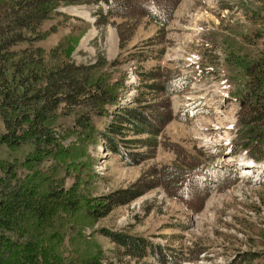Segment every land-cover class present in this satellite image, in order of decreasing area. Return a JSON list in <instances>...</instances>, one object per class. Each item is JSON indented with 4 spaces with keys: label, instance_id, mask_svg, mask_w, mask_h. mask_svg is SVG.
Instances as JSON below:
<instances>
[{
    "label": "trees",
    "instance_id": "trees-1",
    "mask_svg": "<svg viewBox=\"0 0 264 264\" xmlns=\"http://www.w3.org/2000/svg\"><path fill=\"white\" fill-rule=\"evenodd\" d=\"M179 1L0 0V144L10 150H28L22 159L0 161V264H105L102 247L93 239L96 234L109 239L118 256L152 257L160 264H176L171 253L181 256V250L122 232L93 231L98 220L144 191H137L138 183L92 196L89 186L95 173L87 148L101 136L108 151L129 164L148 158L170 120L168 98L183 92L187 81L168 66L141 70L136 95L130 104L120 105L125 86L124 73L114 77L119 59L107 63L100 58L93 65L75 63L70 57L73 37L90 24L57 9L60 5L105 4V14L98 7L94 15L96 26L117 16L130 21L146 18L163 30ZM54 16L78 23L70 25L68 37L45 50L38 43L62 24L43 31V23ZM262 54L244 66L247 90L238 120L242 150L256 162L264 160ZM99 120L105 121L97 124ZM161 171L160 185L189 209L195 207L177 196L172 186L184 187L186 179L193 184L194 177L210 174L207 195L233 180V175H221L200 153L186 165L177 163ZM87 229L91 234L84 233ZM198 252L194 249L195 255ZM229 264H264V260L259 253H242Z\"/></svg>",
    "mask_w": 264,
    "mask_h": 264
},
{
    "label": "rangeland",
    "instance_id": "rangeland-1",
    "mask_svg": "<svg viewBox=\"0 0 264 264\" xmlns=\"http://www.w3.org/2000/svg\"><path fill=\"white\" fill-rule=\"evenodd\" d=\"M98 7L104 15L105 4L60 5L57 9L90 24L73 37L76 41L70 57L75 63L93 65L100 58L107 63L118 58L114 77L124 73L125 88L120 95L127 104L137 93L141 70L168 66L178 70L188 82L183 92L168 98L170 120L157 138L158 147L142 162L129 164L113 155L101 136L88 146L95 173L89 186L92 196L107 195L138 183L137 191H144L98 220L93 231L103 228L122 232L146 238L163 248L181 250V256L170 252L176 264H229L242 253H259L263 261L264 171L258 172L261 169L257 166L248 175L238 165L244 155L240 145L243 137L236 133L240 128L236 118L239 120L247 90L244 66L253 58L263 57L264 0H180L163 30L146 18L130 21L117 16L96 26L94 15ZM74 19L67 23L59 16L46 20L43 31L62 24L38 45L45 50L54 48L69 36L70 25L78 23ZM197 114L200 115L193 118ZM27 151L10 150L0 144V161L22 159ZM197 153L221 175H233V180L207 195L210 174L208 178L194 177L193 184L186 179L184 187L172 186L170 189L177 196L195 207L189 209L181 198L168 193L158 179L162 169L177 163L186 165ZM91 231L84 233L89 235ZM93 239L102 247L105 264H160L152 257L136 260L118 256L117 247L109 239L99 234ZM194 249H199L196 255Z\"/></svg>",
    "mask_w": 264,
    "mask_h": 264
},
{
    "label": "bare ground",
    "instance_id": "bare-ground-1",
    "mask_svg": "<svg viewBox=\"0 0 264 264\" xmlns=\"http://www.w3.org/2000/svg\"><path fill=\"white\" fill-rule=\"evenodd\" d=\"M214 138H215V137H214ZM238 165H240L242 169H245L244 172L247 173L248 175H249V173L253 172V169L247 168V167L245 166V164H243V161H242V162H239ZM258 168H261L260 165H258ZM248 170H249V171H248ZM242 171H243V170H242ZM257 171H258V170H257ZM258 172L261 173L262 170H261V171L259 170ZM258 172H257V175H259ZM242 173H243V172H242ZM252 174H253V173H251L250 175H252ZM248 175H246V176H248ZM257 175H256V176H257ZM246 176H245V177H246ZM245 177H244V178H245Z\"/></svg>",
    "mask_w": 264,
    "mask_h": 264
}]
</instances>
